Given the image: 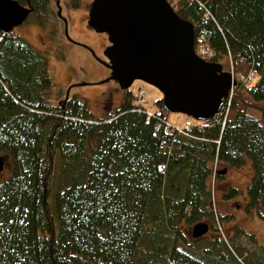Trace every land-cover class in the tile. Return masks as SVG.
Returning <instances> with one entry per match:
<instances>
[{
    "label": "trees",
    "instance_id": "16d2710c",
    "mask_svg": "<svg viewBox=\"0 0 264 264\" xmlns=\"http://www.w3.org/2000/svg\"><path fill=\"white\" fill-rule=\"evenodd\" d=\"M17 1L40 25L55 13L51 0ZM169 1L193 23L196 51L226 58L236 78L218 114L187 116L189 134L168 121L162 97L149 113L130 88L100 117L78 94L53 102L46 50L0 30V154L9 168L0 264H264L255 232L234 222L223 233L232 216L212 205L210 184L214 162L239 167L248 156L245 210L264 218V0ZM250 72L253 80L239 78ZM199 221L209 231L193 238Z\"/></svg>",
    "mask_w": 264,
    "mask_h": 264
},
{
    "label": "water",
    "instance_id": "95a60500",
    "mask_svg": "<svg viewBox=\"0 0 264 264\" xmlns=\"http://www.w3.org/2000/svg\"><path fill=\"white\" fill-rule=\"evenodd\" d=\"M30 11L29 5L17 0H0V30L11 31ZM87 23L107 34L109 43L103 50L108 58L104 63L111 69L107 80L116 79L123 89L135 79L156 86L167 111L210 119L220 112L236 83L221 62L196 52L193 23L181 17L169 0H92ZM74 84L67 86L66 98ZM7 160V154H0V171ZM209 228L207 221L196 222L189 235L201 237Z\"/></svg>",
    "mask_w": 264,
    "mask_h": 264
},
{
    "label": "rangeland",
    "instance_id": "374dc122",
    "mask_svg": "<svg viewBox=\"0 0 264 264\" xmlns=\"http://www.w3.org/2000/svg\"><path fill=\"white\" fill-rule=\"evenodd\" d=\"M91 1L58 0L57 3L56 0H51L55 13L51 14L45 25L29 18L15 26L12 31L26 38L36 48L46 50L48 71L54 83L51 99L53 102L63 99L67 86L75 83L70 88L69 95L78 94L85 97L93 115L100 117L105 115L107 110H116L120 106L124 89L116 79L107 80L111 72L104 63L107 60L103 52L105 44L108 43L107 34L95 31L85 20L84 12H88ZM60 53L64 56H60ZM223 60V68L227 69L228 60ZM129 88L135 95L140 88L145 90L144 106L149 113L159 110L156 100L162 97V92L156 86L135 79ZM133 102L139 104V99L134 98ZM166 116L168 121L177 127L184 126L187 119L185 113L178 111H167ZM252 171V163L247 156L241 166H228L222 176H215L210 184L215 208L232 216V219L221 225L223 233L225 227L237 222L255 232L264 245V218L245 210L246 184ZM8 173L9 168L6 165L0 172V179ZM230 185L237 187L239 192L234 197L226 198L223 191Z\"/></svg>",
    "mask_w": 264,
    "mask_h": 264
},
{
    "label": "built area",
    "instance_id": "2783aa9c",
    "mask_svg": "<svg viewBox=\"0 0 264 264\" xmlns=\"http://www.w3.org/2000/svg\"><path fill=\"white\" fill-rule=\"evenodd\" d=\"M240 79H244V80H253L255 77L253 75V73H248L247 75L244 74H240L239 76ZM143 94H144V90L140 89L139 93H138V97H139V101L143 102L144 98H143ZM192 130V125L191 122L189 120L186 121V123L184 124V126L182 128H178L179 132H182L184 134H189ZM216 169V164L214 165V171Z\"/></svg>",
    "mask_w": 264,
    "mask_h": 264
},
{
    "label": "flooded vegetation",
    "instance_id": "af4514ba",
    "mask_svg": "<svg viewBox=\"0 0 264 264\" xmlns=\"http://www.w3.org/2000/svg\"><path fill=\"white\" fill-rule=\"evenodd\" d=\"M57 1V0H56ZM105 46H106V44H105Z\"/></svg>",
    "mask_w": 264,
    "mask_h": 264
}]
</instances>
